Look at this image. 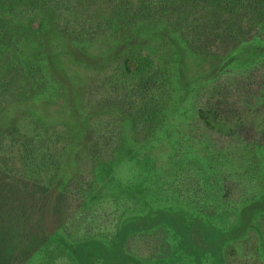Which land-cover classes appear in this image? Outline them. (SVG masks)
Segmentation results:
<instances>
[{
	"label": "rangeland",
	"instance_id": "374dc122",
	"mask_svg": "<svg viewBox=\"0 0 264 264\" xmlns=\"http://www.w3.org/2000/svg\"><path fill=\"white\" fill-rule=\"evenodd\" d=\"M11 18L24 26L0 36V53L12 51L16 37L23 61L0 86V124L64 130L67 143L55 187L36 209L22 204L21 163L11 157L0 185L17 204L1 207L0 264H53L41 248L63 228L74 238L111 237L134 198L146 210L170 206L147 189L175 173H190L202 198L173 205L190 219L244 232L231 264H264V207L242 213L264 193V135L203 134L196 117L213 102L259 116L254 125L264 119V0H0V29ZM145 58L170 97L165 120L153 123V149L143 141L145 121L134 123L152 91L122 69L126 59Z\"/></svg>",
	"mask_w": 264,
	"mask_h": 264
},
{
	"label": "trees",
	"instance_id": "16d2710c",
	"mask_svg": "<svg viewBox=\"0 0 264 264\" xmlns=\"http://www.w3.org/2000/svg\"><path fill=\"white\" fill-rule=\"evenodd\" d=\"M142 7L143 5L138 7V10L141 11ZM153 13L156 12L152 11ZM7 22L6 26L0 29L2 37H7L12 32L17 34L19 26H24L23 21L17 18H11ZM27 26L33 30L37 24L28 22ZM42 26L44 27L41 22L38 28ZM19 45L20 41L15 37L10 40L9 45L13 50L0 53V62H3L0 63L2 88L9 83L11 71L22 65L23 54L21 55ZM3 64L6 65L2 66ZM151 65L152 62L148 58L142 61L126 59L122 63L125 73L126 71L135 73L140 86L150 88L152 91L148 101L134 116L135 124L143 120L147 125V130L143 132V141L148 143L145 144L146 147L152 146L150 143L153 142V137L155 138L153 123L165 120L163 115L166 114L170 101V97L167 100V83L161 79V70L148 72L147 67ZM27 74H31L32 85L39 83V75L32 69H27ZM163 100L167 102L161 109ZM243 114L248 115V112H235L233 109L223 107L221 103H207L197 108V130H201L203 134L206 132L220 136L222 132H227L230 138L242 136L249 139L253 136L254 139L261 140L264 135V119L259 121L258 126L254 125V122H257L259 116L250 120V116ZM66 135L67 132L64 130L59 133L35 124L20 126V122L16 120L6 127L0 124V178L6 174L5 170L10 165V160L17 156L21 163L19 183L23 182L22 195L25 197L23 206L29 203L31 208L33 205L36 209L43 201L45 189L50 190L54 186V179L57 177L60 159L63 156L60 150L66 149L67 142L64 141ZM203 138L205 139V136ZM109 159L112 161V156ZM50 164L58 165V169L52 174L48 172ZM41 178L46 182L40 181ZM4 188V185L3 187L0 185V212L5 202L14 207L17 204V200L15 203L13 200L14 193L6 195ZM149 188L147 190L150 195L159 199V202L165 200L170 206L158 205L146 210L134 198L131 201L134 208L131 216L127 221L114 226L111 237L74 238L63 228L62 232L45 241L41 253L52 251L53 264L59 261H66L68 264H231L241 252L244 232L238 230V227L232 224L230 227L217 229L210 222H205L201 216L196 220L188 218L183 209L173 205L176 201H181L189 206L196 202L197 198H202L198 193L200 189L196 190L200 187L195 184L190 173L185 176L182 173H175L159 184H151ZM259 207H264V193L242 206L244 218ZM3 214L5 217L8 212L4 211ZM159 232L161 237L158 236Z\"/></svg>",
	"mask_w": 264,
	"mask_h": 264
}]
</instances>
